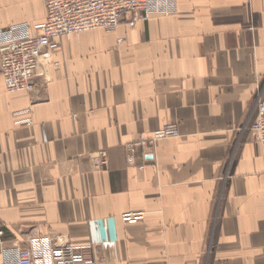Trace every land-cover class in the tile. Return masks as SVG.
Here are the masks:
<instances>
[{
	"label": "crops",
	"instance_id": "1",
	"mask_svg": "<svg viewBox=\"0 0 264 264\" xmlns=\"http://www.w3.org/2000/svg\"><path fill=\"white\" fill-rule=\"evenodd\" d=\"M45 15L43 0H0V28ZM259 94L264 0H177L169 16L65 36L31 91L6 89L0 55V264L37 235L92 244L98 264H264ZM165 124L180 135L130 157Z\"/></svg>",
	"mask_w": 264,
	"mask_h": 264
},
{
	"label": "built area",
	"instance_id": "2",
	"mask_svg": "<svg viewBox=\"0 0 264 264\" xmlns=\"http://www.w3.org/2000/svg\"><path fill=\"white\" fill-rule=\"evenodd\" d=\"M45 18L37 23H16L0 28L1 71L8 91H31L39 74L40 59L45 52L60 48V40L69 35L94 29L113 30L121 24L134 27L155 15L169 16L176 10L177 0H43ZM60 63L56 62L55 67ZM256 119L250 129L264 153V98L257 95ZM32 124L31 118L18 120ZM180 135L174 124H165L149 136L139 137L127 144L132 157L142 149L154 154L157 142ZM95 162L104 167L108 154L101 150ZM143 167V165L141 166ZM143 211L123 213L122 220L135 223L144 217ZM5 231L0 222V244ZM89 246L56 242L46 235L30 237L25 245L13 244L2 248L4 264H98Z\"/></svg>",
	"mask_w": 264,
	"mask_h": 264
}]
</instances>
